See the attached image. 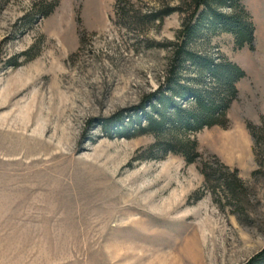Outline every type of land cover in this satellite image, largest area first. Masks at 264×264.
Instances as JSON below:
<instances>
[{"label":"rangeland","instance_id":"374dc122","mask_svg":"<svg viewBox=\"0 0 264 264\" xmlns=\"http://www.w3.org/2000/svg\"><path fill=\"white\" fill-rule=\"evenodd\" d=\"M242 1L253 49L195 0H0V264H243L264 248V0ZM190 51L246 75L222 124L184 129L167 108L158 139L142 128L171 66L215 86Z\"/></svg>","mask_w":264,"mask_h":264},{"label":"trees","instance_id":"16d2710c","mask_svg":"<svg viewBox=\"0 0 264 264\" xmlns=\"http://www.w3.org/2000/svg\"><path fill=\"white\" fill-rule=\"evenodd\" d=\"M233 2L238 6L236 14L233 15L225 14L214 7V5L219 7L220 5L228 4L233 7ZM195 3V10L200 7L206 9V14L209 15L212 26H218L233 34L235 46L238 49L245 46H249L251 49L254 48L253 40L255 26L252 15L247 10L242 0H195ZM48 5L42 7L43 10H46L43 14H48L49 11L54 8L55 4L49 3ZM192 18L193 17H191V19ZM197 29V25L186 28L184 31L186 35L183 42L184 46H187L190 38L193 37ZM185 57L186 59L193 60V62L195 61L201 72H210L215 80V86L209 90H204L183 84L182 79L171 66L169 70L170 76H168L165 88L172 94L169 96L161 93L162 91L159 90L148 96V99L156 98V103L159 107H162V109L152 106L153 110L151 114H146L145 116L147 127L142 128L144 131L153 132L158 139L160 133L163 131L164 125L172 120L166 113L167 108H172L174 112L172 115L178 122V127L184 129L196 131L205 126L219 123L222 124L223 121L221 122L220 118L224 117L231 100L238 94L237 83L246 75L245 70L239 64L232 62L227 58H224L223 62L219 63L214 62L212 58L196 55V53L191 51L187 52ZM173 74L175 75L174 77ZM158 94H160L159 97H157ZM172 95L183 97L188 102L194 101L196 108L191 109L185 107L184 104L176 102ZM250 130L256 145L264 143V124L261 126L251 125ZM191 143L182 144V149L188 148ZM186 150H180L179 152L188 158ZM174 151L178 152V150ZM259 151L260 149L258 148L255 150L258 162L260 161ZM188 160L190 159L188 158ZM228 186H230L229 183ZM231 189L233 193L237 190V186L232 184ZM235 197L237 196L235 195ZM243 264H264V248Z\"/></svg>","mask_w":264,"mask_h":264}]
</instances>
